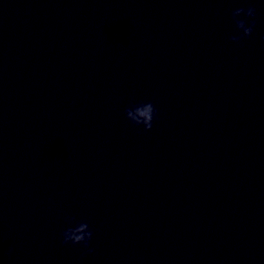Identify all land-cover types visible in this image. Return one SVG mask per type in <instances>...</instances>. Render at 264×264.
<instances>
[{
	"label": "clouds",
	"instance_id": "1",
	"mask_svg": "<svg viewBox=\"0 0 264 264\" xmlns=\"http://www.w3.org/2000/svg\"><path fill=\"white\" fill-rule=\"evenodd\" d=\"M246 17L247 20L241 19L240 17ZM255 7L248 8H236L232 11V20L235 24L236 29L242 33V35L233 34L229 37L232 43H239L242 39L248 38L252 35L253 29L255 28ZM125 116L135 126H143L145 132H148L153 127V122L157 117V110L155 105L151 102H141L131 107H127L124 110ZM68 224L70 226L61 233V243L63 245H81L88 250L89 254L93 251L90 247V242L93 237V232L89 228L87 222L79 221L76 222L75 217H68ZM9 249V254H11Z\"/></svg>",
	"mask_w": 264,
	"mask_h": 264
}]
</instances>
